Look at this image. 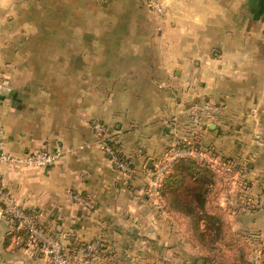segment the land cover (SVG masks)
Returning <instances> with one entry per match:
<instances>
[{
	"label": "crops",
	"instance_id": "crops-1",
	"mask_svg": "<svg viewBox=\"0 0 264 264\" xmlns=\"http://www.w3.org/2000/svg\"><path fill=\"white\" fill-rule=\"evenodd\" d=\"M162 4L164 14L159 15L143 0H0V129L5 149L15 155L41 148L62 151L59 160L45 167L2 163L3 185L18 205L35 211L45 233L64 247L104 242L100 256L104 264H116L130 248L141 246L166 253L172 249L175 258L181 249L194 248L182 219L167 213L163 198L150 193L154 169L185 136L205 150L209 146L230 151L233 139L230 133L225 137V127L233 117L238 119L235 126L241 136L257 140L239 144L253 164L240 172L239 179L233 175L235 184H246L250 199L264 192V123L255 124L260 103L241 101L236 112L231 111L212 75L220 77L231 66L222 63L225 58L210 57L211 42L206 50L192 51L194 71L188 69L185 49L175 51L177 59L170 64L173 53L167 48L168 40L252 37L246 26L264 22V0H162ZM232 24L245 28L233 34ZM43 39L48 41L45 47H17L20 41ZM238 52L246 54L244 49ZM171 72L180 74L172 80ZM189 72L193 101L212 100L201 113L202 122L194 123L193 117L190 133L183 125L184 100L179 104L175 98L180 96L169 93V88L189 83ZM215 85L218 96L212 91ZM93 121L117 135L132 174L118 170L97 145ZM232 183L229 192L219 196L233 217L231 229L256 230L264 240V207L236 206ZM87 198L92 207L85 203ZM42 245L15 230L0 202V264H47ZM166 253L159 260L170 264Z\"/></svg>",
	"mask_w": 264,
	"mask_h": 264
},
{
	"label": "rangeland",
	"instance_id": "rangeland-1",
	"mask_svg": "<svg viewBox=\"0 0 264 264\" xmlns=\"http://www.w3.org/2000/svg\"><path fill=\"white\" fill-rule=\"evenodd\" d=\"M264 20V19H263ZM245 25L243 24H232L231 25V32H239L243 30ZM43 29V28H42ZM246 30L249 33H252L253 36H248L247 39H231V40H215V41H208V40H182V41H169L167 43L168 53H173V55L169 54V63L171 64V60L174 57L177 59V56L174 55L175 51H180L181 48L185 49L188 55V69L190 71H194L195 69V62L196 56H193L192 51H196L195 49L198 47L200 49L205 48L208 49V45L211 42L212 44V51H211V58L213 59H224L222 61L224 64H228L231 67L230 71L222 72V76L217 77L215 73L212 75L219 80V92H222L225 95L226 101L230 102L231 111L236 112L237 103L244 101L249 103L250 100L254 101L255 104L259 108L262 107L261 113L259 115L258 123H264V22L262 23H253L248 24L246 26ZM257 35V36H256ZM6 42V41H3ZM13 42V41H12ZM48 41L43 40H24L20 41L17 47H21L23 49L30 48V47H45ZM224 43L223 46H221ZM158 44V42H157ZM200 45V46H199ZM246 51L244 56H239V50ZM215 53H225L227 56H216ZM175 63V62H174ZM181 62L177 64L175 67H179ZM235 68V69H234ZM221 71V70H220ZM180 73H176L179 75ZM170 79H175L176 75L174 72H171ZM188 80L189 83L186 82L183 88H169V93L172 95H176V93L180 96L179 98H175L179 100V104H182L184 100V105L186 106L187 113L185 114V122L183 123L184 127L189 130V133L192 131V120L194 117V123L202 122V112L207 110V107L210 105L211 99H204L201 101H193L192 98L193 94H195V89L192 86V73H188ZM177 79V78H176ZM213 93L218 96L216 92L217 86H213ZM211 89V88H209ZM208 95V94H207ZM205 95V96H207ZM212 93H210V97L213 99ZM221 95V94H220ZM219 98V97H217ZM260 98V99H259ZM174 99V102H175ZM183 99V100H182ZM191 100V101H190ZM216 103H219L217 100L213 99ZM192 107V108H191ZM193 107L199 108L194 110ZM218 107V104H217ZM246 111V108L244 109ZM193 112V113H192ZM207 112V111H205ZM235 123H239V120L233 117L231 120L228 121L226 124L225 129V137L228 136L226 133H230L229 138L233 139L231 143L232 150L230 151H222V149L218 148H211L210 151L206 152H194L193 154H185L191 156L193 160L197 161L199 164L207 167L210 169V172H204V177H208L207 179L211 178V184L209 185V195L207 199V203L205 205L204 213H207L213 217V219L209 220V227L210 231L206 232L203 236L202 232H196L197 230L193 228L194 221L190 219V217H185L181 215V213H175L171 211H167V213L172 214V216L177 217L178 220H181L184 223V227L187 229V235L190 237V244L194 247H185L180 252L178 256L175 258L172 256V249H168L166 251L159 247L157 248H150L148 247H136L130 248V251L125 254L124 258H120V260L116 264H163V261L160 262L159 256L164 258L167 254V260L170 261L168 263L175 264V259L181 260V262H185L187 264H211V262H207L205 260L208 259L209 255L214 259L217 260L218 263L224 264L226 261H237V264H264V255H261L262 250L264 251V240L260 234L257 233L256 230L253 232H235L231 229L233 221V217L230 216L228 206L224 202L223 196L219 198L220 192L223 191L229 192V182L232 181V186L230 191H236L235 193V204L236 206L240 203L242 206L247 203V197L249 196V192H247V196L245 200H243L244 187L241 185L239 186L238 183L235 184V177L239 179L240 172H247L250 166L253 164V159L248 153H244L240 150L239 144L246 143L247 145L253 144L251 142L254 139L252 136H241V130L238 128V125L235 126ZM175 124L170 123L169 128L174 129ZM192 137V136H191ZM223 138V137H222ZM188 137L185 136L182 140H187ZM257 145V144H256ZM188 150V149H187ZM185 151V150H184ZM184 155V156H185ZM174 156V152L172 155L169 156V161H173L172 157ZM250 156V157H249ZM169 162L167 170H169L170 164ZM236 170H235V169ZM164 170V172L166 171ZM157 170V169H156ZM162 170V171H163ZM164 172L162 173V178L160 181L164 180ZM235 173V174H234ZM156 174V173H155ZM237 174V175H236ZM164 175V176H163ZM159 181V182H160ZM201 181V180H200ZM193 183V179L190 176L186 177L184 181V185L180 187L179 192L182 193L184 200L188 199L187 190L191 187ZM201 185L200 182H198ZM159 185L157 186L158 190ZM154 188H151L152 195L154 194ZM224 191V192H225ZM208 193H206L207 195ZM227 194H224L226 197ZM258 201L255 204V209L263 208L264 205V192L258 194ZM261 195V196H260ZM186 196V197H185ZM219 198V199H217ZM240 205V206H241ZM159 206V205H158ZM247 206V205H246ZM166 208V202L164 206ZM167 209V208H166ZM204 215V214H203ZM202 216V215H201ZM201 220H198L199 228H204L205 226V217ZM234 225V224H233ZM220 226V229H219ZM220 231H217V230ZM255 232V233H254ZM186 235V236H187ZM201 235V236H200ZM200 236V237H199ZM214 239V245H210L207 249L203 246V242L208 243ZM209 240V241H208ZM228 243H232L228 245ZM228 245V246H227ZM215 248L214 254H209L210 251ZM132 250V251H131ZM135 250V251H134ZM139 260V261H137ZM240 260V262H238ZM155 261V262H154ZM183 264V263H182ZM217 264V263H212ZM228 264V263H226Z\"/></svg>",
	"mask_w": 264,
	"mask_h": 264
},
{
	"label": "built area",
	"instance_id": "built-area-1",
	"mask_svg": "<svg viewBox=\"0 0 264 264\" xmlns=\"http://www.w3.org/2000/svg\"><path fill=\"white\" fill-rule=\"evenodd\" d=\"M143 2L150 11L159 15L164 14L162 0H143ZM93 130L97 137V145L109 157L113 165L125 174H132L134 172L133 168L129 163L119 157L117 149L109 143L110 141L119 142L117 135L114 132H111L109 128L100 121H93ZM184 150L178 148L172 149L171 152L165 156V161L157 168L155 177L150 183L151 188H154L155 196L158 195L157 186L162 178V173L168 168L169 162H172L169 161V156L172 155L173 152L174 156L172 159L184 156L185 154H193V150ZM194 152L196 153V151ZM61 156L62 151H51L46 148L29 151L21 155H15L5 149V133L3 129H0V165L4 162H13L28 167H45L59 160ZM84 201L89 207H92L91 200L87 199ZM0 202L1 212L5 217L7 215H13L18 218L20 220V226L25 227L30 232V238L34 242L40 240V242L43 243L42 249L48 256L47 264H72V259L64 253L62 242L57 238L48 236L44 229L37 225L35 217L31 214L25 213L24 208L15 202L11 193L3 185L1 174ZM98 245L99 241H91L85 246L79 248L73 257L74 262L76 264H94V260H90V257L96 252Z\"/></svg>",
	"mask_w": 264,
	"mask_h": 264
},
{
	"label": "trees",
	"instance_id": "trees-1",
	"mask_svg": "<svg viewBox=\"0 0 264 264\" xmlns=\"http://www.w3.org/2000/svg\"><path fill=\"white\" fill-rule=\"evenodd\" d=\"M109 128V127H108ZM110 130V129H109ZM111 131V130H110ZM111 145H113L118 152V155L121 159L125 160L127 163H129V165L133 168L131 162L127 159V157L124 155L121 145H120V141L116 142V141H110L109 142ZM208 149L207 150H211V148L209 146H205ZM173 148V147H172ZM174 148H178L181 150L184 149H188V150H193L196 152H206L207 150L203 149L202 145L198 142H196V140H192V139H188V140H182L180 143H177ZM171 151L169 150L168 153H170ZM160 161L159 166L164 162ZM158 166V167H159ZM156 167L154 169V173L152 174V178L155 177V173H156V169L158 168ZM170 169L164 172L165 174V178L163 181L159 182V187H158V196L160 198H163L164 202H166V210L167 211H171V212H175V213H181V215H184L185 217H190L191 220L194 221L193 223V228H195L198 232V234H200L199 232H202L203 236L205 235L206 232L210 231V227H209V220L213 219V217L207 213H204V207L207 203V199H208V195H209V185L211 184V178L207 179L206 177H204V172H210V169H208L207 167L199 164L197 161L193 160V158L191 156L185 155V156H181V157H177L175 158L172 163L170 164ZM235 169V168H234ZM236 170V169H235ZM190 176V178L193 179V183L191 184V187L189 188V190H187V195L189 198L184 200V197L182 195L181 192H179L180 187H182L184 185V181L186 179V177ZM201 180V181H200ZM198 182L201 183V185L198 184ZM244 187V195H243V200H245V197L247 196V192H248V187L246 184L242 185ZM206 193H208L206 195ZM185 196V197H186ZM88 200H90L89 198H87ZM258 198H254V199H250L249 196L247 197V203H245V206H249L250 208H256L255 204L257 203ZM92 201V200H91ZM93 202V201H92ZM264 207V205H263ZM25 213L31 214L35 217V221L37 222V225L44 228V226H42L38 221H37V215L35 213V211H31L28 209H25ZM204 214V215H203ZM205 217V226L204 228H199V223L197 222L198 220H201L203 217ZM6 219L9 220V222L11 223V225L15 228V230L18 231L19 234H23L26 238L30 237V232L28 231V229H26L23 226H20V220L18 218H16L13 215H7ZM220 229V226H219ZM217 231H220V230ZM201 236V235H200ZM199 236V237H200ZM209 241V240H208ZM88 242L91 241H81L79 243H77V245L73 248H66L63 245V250L64 253L66 255H68L69 258L74 257V255L77 253L78 249L85 246ZM215 241L214 239L212 240L211 238V242L205 243L203 242V246L206 248L205 245H207V249L209 248L210 245H214ZM205 244V245H204ZM232 243H228V245H231ZM227 245V246H228ZM105 249V243L102 241H99V245L98 248L96 250V252L93 254L92 257H90V260H94V264H104L102 261H100V256L103 253L102 251ZM215 248H213L212 251H210L209 249V254H214ZM261 255H264V251L262 250ZM209 257H211L209 255ZM206 261L207 262H211L212 263H217V260L215 261L214 259L212 260V258H209ZM264 258V257H262ZM237 261H226V263L228 264H237ZM240 262V260L238 261ZM224 263V264H226Z\"/></svg>",
	"mask_w": 264,
	"mask_h": 264
}]
</instances>
